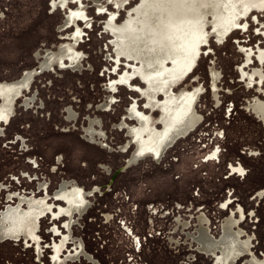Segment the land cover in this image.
Instances as JSON below:
<instances>
[{"label": "rangeland", "instance_id": "obj_1", "mask_svg": "<svg viewBox=\"0 0 264 264\" xmlns=\"http://www.w3.org/2000/svg\"><path fill=\"white\" fill-rule=\"evenodd\" d=\"M262 103L217 0H0V264H264Z\"/></svg>", "mask_w": 264, "mask_h": 264}, {"label": "flooded vegetation", "instance_id": "obj_2", "mask_svg": "<svg viewBox=\"0 0 264 264\" xmlns=\"http://www.w3.org/2000/svg\"><path fill=\"white\" fill-rule=\"evenodd\" d=\"M133 62V61H132ZM140 64V63H139ZM42 69V70H41ZM40 70H41V72L40 73H38L36 70H34L33 69V71H31V72H28V73H35V75L37 76V75H40L41 73H43L45 70H46V68H45V70H44V67H41L40 68ZM189 73H191V71L190 72H188L187 74H189ZM182 73H180V75H181ZM187 74H184L185 75V77H186V75ZM142 75V74H141ZM212 75L213 76H215L216 75V73L214 72V71H212ZM138 76H140V74L139 73H137V77ZM182 77V76H181ZM180 77V78H181ZM216 78V77H215ZM25 79V78H24ZM21 80V81H19V83H20V85H24V84H26L25 82H27V81H25V80ZM115 86H117V85H115ZM175 97V96H174ZM176 98H180L181 99V96H176ZM179 99V100H180ZM196 101L197 100H194V102L191 104V103H184V105L186 104V105H188V104H191L190 105V107L192 108H190V112L192 113V111L194 112V117H193V119H192V122H191V125L189 126V127H187L182 133H180L178 136L176 135V136H174L173 137V140L170 142V144L165 148L164 147V145H165V142H164V140L163 141H161L160 143V152H159V156H158V160H161V158L164 156V154H165V152L166 151H168L171 147H173L176 143H177V141H178V139L179 138H181V137H186V136H188L189 134H191V132H193L194 130H196V127H197V125L199 124V122H200V117H199V115L197 114V112H196V110H195V103H196ZM181 105H182V103H180ZM183 105V106H184ZM257 106H263L264 107V105H263V103L262 104H259V105H256L255 106V108L257 107ZM131 107V106H130ZM129 107V108H130ZM194 109V110H193ZM259 109V108H258ZM257 109V110H258ZM130 109L128 110V112H127V115H128V117H129V119L128 118H126V119H128L129 121H132V122H134L135 123V126H136V130H139V131H141L142 130V128H140V121H139V119H135V118H133L131 115H130ZM185 115L186 114H183V115H181V118L180 119H178L177 118V120L175 119V121H178L179 120V123L181 124V122H182V120L184 121V122H186V120L188 119V115H186L187 116V119H184L185 118ZM196 115L198 116V117H196ZM194 122V123H193ZM195 122H197L196 124H195ZM171 125V124H170ZM169 128V127H168ZM167 127H163V129H162V131L163 132H161L162 134H161V139H164V137H165V134H166V132H167V129H168ZM127 132V131H126ZM159 133V132H158ZM97 136V135H96ZM128 138L129 139H131V137L130 136H128ZM128 143V147H127V151H124V149H123V151L121 150V152L122 153H129V149L132 147V148H134L133 150L135 151V149H136V151L138 152V148H139V146H138V144L136 145V143L134 142V141H132V140H128V142H124L122 145L123 146H125L126 144ZM135 145H136V147H135ZM122 146V147H123ZM165 148V149H164ZM133 150H132V152H133ZM216 155V153L214 154V156ZM135 158H137V157H135L133 154L131 155H129V159L127 160V164H129V165H132V164H136L137 162H133L134 160H135ZM139 160V159H138ZM137 160V161H138ZM232 167V171H237V172H240V173H243V168L242 167H238V168H235L234 167V165H232L231 166ZM65 183H68V182H65ZM73 183V182H72ZM84 190V189H83ZM33 193V192H32ZM22 199H25V200H27L26 198H21V202H22ZM84 207V206H83ZM84 209V208H83ZM34 210H39V209H34ZM54 210V209H53ZM81 212H82V210L81 209H79ZM18 215L20 214V212L19 213H17ZM49 214H51V213H49ZM48 214V215H49ZM52 215V214H51ZM34 216H35V214H34ZM20 218L21 217H17V221L18 220H20ZM231 218H232V220H231ZM200 219V225H201V227H200V229H199V235H195V238L197 239V241L199 242V244L201 245V247L202 248H204L207 252H210L211 254H213V253H217V254H220V255H224L225 254V256H229V260H230V263H227L226 262V260L224 259V263L223 264H233V262L235 261V260H237L238 258H243L244 256H252L251 258L253 259V258H255V254L253 253V249L251 248V245H250V239H249V241H247V240H242L241 238H242V236H241V232L243 231L242 229H236V227H235V224L238 222V220L235 218V217H233V215L231 216V217H228L226 220H225V223H224V225H223V229H222V234L220 235V237L219 238H215V237H213V236H211V234L209 233V228L207 227H205L204 225H203V221L204 220H206V219H203V218H199ZM233 221H234V223H233ZM231 228L234 230L233 232H234V235H235V238H234V236H232V237H230V234H229V231L231 230ZM229 229V230H228ZM228 230V231H227ZM234 238V242L235 243H233V241H232V239ZM36 242V241H35ZM208 244V245H207ZM227 253H228V255H227ZM218 264H221L223 261H222V259H219L218 258Z\"/></svg>", "mask_w": 264, "mask_h": 264}, {"label": "water", "instance_id": "obj_3", "mask_svg": "<svg viewBox=\"0 0 264 264\" xmlns=\"http://www.w3.org/2000/svg\"><path fill=\"white\" fill-rule=\"evenodd\" d=\"M264 105V0H217Z\"/></svg>", "mask_w": 264, "mask_h": 264}, {"label": "bare ground", "instance_id": "obj_4", "mask_svg": "<svg viewBox=\"0 0 264 264\" xmlns=\"http://www.w3.org/2000/svg\"><path fill=\"white\" fill-rule=\"evenodd\" d=\"M206 1H208V0H206ZM209 1H211V0H209ZM206 3V2H205ZM208 3V2H207ZM208 8V7H207ZM206 9V8H205ZM210 9V8H209ZM172 57V56H171ZM195 62H197V61H195ZM194 62V63H195ZM194 63L187 69V71H186V74L188 73V72H190L191 70H192V67H193V65H194ZM43 67H44V70H45V68H46V66H44L43 65ZM35 69L34 70H36L38 73H40L41 72V70H40V65H39V67H34ZM36 78V75H35V73L33 72V73H27V76L25 77V81H30V80H33V79H35ZM16 85L18 86V87H21L22 85H20V83H19V81L16 83ZM25 85V84H24ZM23 85V86H24ZM18 88H17V92H18ZM20 93V92H19ZM18 94V93H17ZM259 108V109H258ZM256 109H258V111H260V112H264V107L263 106H257L256 107ZM190 115V114H189ZM195 115H194V112H192V115L190 116V118H189V120L185 123V125H184V127L181 129V130H179L178 132H177V134H175V135H173V137L174 136H178L180 133H182L187 127H189L190 125H191V122H192V119H193V117H194ZM174 122H175V120H174ZM194 123V122H193ZM197 122H195V124H196ZM91 133V132H90ZM93 134V133H92ZM91 134V135H92ZM173 140V139H172ZM170 144V143H169ZM62 190L65 192V190L67 189V188H69L68 187V184L67 183H64L63 185H62ZM60 192V191H59ZM67 192V191H66ZM65 192V193H66ZM23 200H25V199H23ZM77 207V206H76ZM78 208V207H77ZM75 209V208H74ZM232 241H233V243H235L234 242V238L232 239ZM208 245V244H207ZM227 257V259H229V256H226Z\"/></svg>", "mask_w": 264, "mask_h": 264}, {"label": "crops", "instance_id": "obj_5", "mask_svg": "<svg viewBox=\"0 0 264 264\" xmlns=\"http://www.w3.org/2000/svg\"><path fill=\"white\" fill-rule=\"evenodd\" d=\"M126 120V119H125ZM120 125V124H119ZM231 220H232V218H231ZM233 223H234V221H233ZM229 230V229H228ZM227 230V231H228ZM234 230L231 228V230L229 231V234H230V237H232V236H234V238H235V235H234V232H233Z\"/></svg>", "mask_w": 264, "mask_h": 264}]
</instances>
